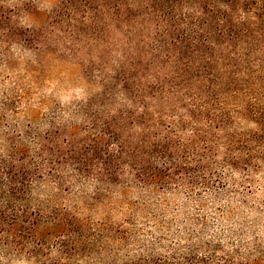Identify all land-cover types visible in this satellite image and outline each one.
Returning a JSON list of instances; mask_svg holds the SVG:
<instances>
[{
    "label": "trees",
    "instance_id": "16d2710c",
    "mask_svg": "<svg viewBox=\"0 0 264 264\" xmlns=\"http://www.w3.org/2000/svg\"><path fill=\"white\" fill-rule=\"evenodd\" d=\"M36 1L0 0V42L40 58L78 0L47 15ZM79 2L98 39L113 32L119 59L63 124L0 115V264H114L100 255L111 254L113 230L86 216L103 196L136 194L128 205L148 207L167 195L202 203L264 188V0ZM42 14L40 26H22ZM185 230L180 250L122 264H264L257 244L202 242L203 217Z\"/></svg>",
    "mask_w": 264,
    "mask_h": 264
},
{
    "label": "rangeland",
    "instance_id": "374dc122",
    "mask_svg": "<svg viewBox=\"0 0 264 264\" xmlns=\"http://www.w3.org/2000/svg\"><path fill=\"white\" fill-rule=\"evenodd\" d=\"M62 1L37 0L36 8L47 15L54 3ZM43 16H29L22 26H28V29L40 26ZM93 29L89 12L78 0L66 12L65 22L56 24L47 36L48 50L40 58L0 42V115L4 116L3 124L21 123L25 116L33 113L38 114L42 125L50 121L63 124L68 120L66 110L70 105L86 102L98 92L96 82L101 69L104 68V74L111 71L119 55L110 49L113 32L107 30L105 40H102L96 37ZM111 103H114L111 110L118 108L116 102ZM83 120L81 114L71 119L79 128ZM263 189L246 198L240 193L223 194L216 199L206 197L202 203L188 200L182 194L167 195L164 201L151 198L148 207L128 205L136 202V194L126 198L113 194L101 197L96 208L86 216L114 232L111 254L108 250L100 254L106 263L122 264L125 256L136 258L154 252L158 257L169 255L172 249L180 250L177 242L184 235L186 224L196 223L198 217L204 218L208 228L202 242L206 243L216 235L226 247L233 240H241L244 244H257L259 252H264ZM198 204H204L201 211H198ZM217 209H223L220 218L215 214Z\"/></svg>",
    "mask_w": 264,
    "mask_h": 264
}]
</instances>
